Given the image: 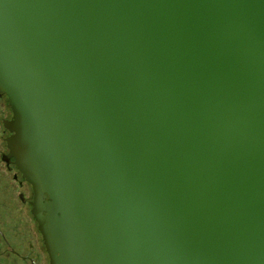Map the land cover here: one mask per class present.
<instances>
[{
    "label": "water",
    "instance_id": "1",
    "mask_svg": "<svg viewBox=\"0 0 264 264\" xmlns=\"http://www.w3.org/2000/svg\"><path fill=\"white\" fill-rule=\"evenodd\" d=\"M0 92L49 264H264V0H0Z\"/></svg>",
    "mask_w": 264,
    "mask_h": 264
},
{
    "label": "flooded vegetation",
    "instance_id": "2",
    "mask_svg": "<svg viewBox=\"0 0 264 264\" xmlns=\"http://www.w3.org/2000/svg\"><path fill=\"white\" fill-rule=\"evenodd\" d=\"M11 118L7 96L0 92V264H49L32 212L33 188L8 148Z\"/></svg>",
    "mask_w": 264,
    "mask_h": 264
}]
</instances>
